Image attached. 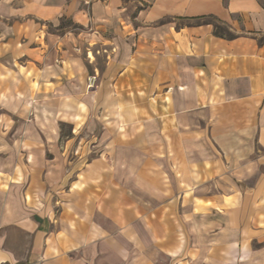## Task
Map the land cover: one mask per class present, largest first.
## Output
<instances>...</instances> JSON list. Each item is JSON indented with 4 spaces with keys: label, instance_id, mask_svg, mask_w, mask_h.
I'll return each instance as SVG.
<instances>
[{
    "label": "crops",
    "instance_id": "obj_1",
    "mask_svg": "<svg viewBox=\"0 0 264 264\" xmlns=\"http://www.w3.org/2000/svg\"><path fill=\"white\" fill-rule=\"evenodd\" d=\"M261 150L264 0H0V264H264Z\"/></svg>",
    "mask_w": 264,
    "mask_h": 264
},
{
    "label": "rangeland",
    "instance_id": "obj_2",
    "mask_svg": "<svg viewBox=\"0 0 264 264\" xmlns=\"http://www.w3.org/2000/svg\"><path fill=\"white\" fill-rule=\"evenodd\" d=\"M62 24H63V26H67V27H69L71 25L69 21H63ZM75 28H76V31L82 32V33H84L85 31H88V29L82 25H76ZM94 53L97 54L99 57L98 58L99 69L104 71L105 66H106L107 56H108V51H107L106 47L100 45L99 48L96 51H94ZM101 77H102V75H101ZM102 79H104V78H102ZM93 82H94V79L92 80V83L90 84V86L93 85ZM99 111H101V110H99ZM99 113L101 115H103L102 112H99ZM30 115L35 116V115H37V113L32 111L30 113ZM61 127L65 133L70 132L71 125L69 123H63L61 125ZM255 158L258 161L257 171H256V173L254 172L245 181H242V185H243V188L241 190L242 197L243 196H246V197L250 196L251 194H249V193L251 192V188H249V187L252 185L255 186L259 180L264 179V150L257 152V155L255 156ZM252 193H253V196H257L259 198V202H261L262 201L261 199L264 198V190H261V189L255 190V188H253ZM244 206L245 205H243V207ZM260 226L264 227V221L259 223V227ZM251 244L253 246V249H261L264 246V235L261 237H257L255 240L252 241Z\"/></svg>",
    "mask_w": 264,
    "mask_h": 264
}]
</instances>
